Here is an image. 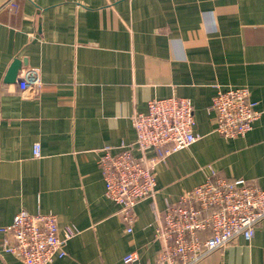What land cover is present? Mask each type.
<instances>
[{
  "label": "crops",
  "instance_id": "1",
  "mask_svg": "<svg viewBox=\"0 0 264 264\" xmlns=\"http://www.w3.org/2000/svg\"><path fill=\"white\" fill-rule=\"evenodd\" d=\"M9 1L0 0V229L20 209L52 213L60 230L78 232L55 264H123L133 252L157 264L158 216L204 183L209 166L264 190V0H15L4 9ZM15 58L29 64L19 75L40 73L34 96L4 83ZM217 87L249 89L260 117L245 137L216 132ZM171 97L191 101L199 140L157 165L155 200L136 206L127 233L99 160L135 142L132 116ZM0 264L24 263L0 247ZM196 264H264V221L251 242Z\"/></svg>",
  "mask_w": 264,
  "mask_h": 264
},
{
  "label": "built area",
  "instance_id": "2",
  "mask_svg": "<svg viewBox=\"0 0 264 264\" xmlns=\"http://www.w3.org/2000/svg\"><path fill=\"white\" fill-rule=\"evenodd\" d=\"M10 0L6 8H14ZM3 10V9H2ZM23 94L34 96L42 88L40 73L28 70L18 76ZM248 88L217 87L211 110L215 113L216 132L224 139L245 137L260 117ZM136 140L115 152L106 150L99 160L106 197L118 206L117 215L132 233L136 206L155 200V169L171 153L194 145V107L180 97L154 99L147 113L132 116ZM171 148L165 154L161 152ZM138 153V155H137ZM154 153L153 157L150 154ZM39 158L40 151L34 150ZM206 181L168 202L158 216L155 240L161 244L157 264H196L236 239L251 242L257 226L264 221V190L245 179L221 177L211 166ZM0 247L24 264H55L67 255V242L78 232L60 230L52 213H30L20 209L13 222L0 229ZM123 264H141L135 252L126 255Z\"/></svg>",
  "mask_w": 264,
  "mask_h": 264
},
{
  "label": "water",
  "instance_id": "3",
  "mask_svg": "<svg viewBox=\"0 0 264 264\" xmlns=\"http://www.w3.org/2000/svg\"><path fill=\"white\" fill-rule=\"evenodd\" d=\"M24 68H29L28 61L15 58L6 72L4 83L8 85L17 84L18 76Z\"/></svg>",
  "mask_w": 264,
  "mask_h": 264
}]
</instances>
